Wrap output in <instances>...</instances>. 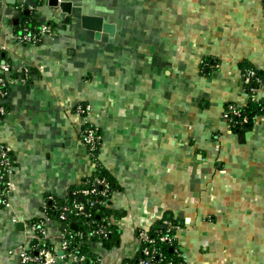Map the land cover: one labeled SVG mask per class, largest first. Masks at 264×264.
Instances as JSON below:
<instances>
[{
  "label": "crops",
  "instance_id": "1",
  "mask_svg": "<svg viewBox=\"0 0 264 264\" xmlns=\"http://www.w3.org/2000/svg\"><path fill=\"white\" fill-rule=\"evenodd\" d=\"M64 1L69 20L41 2L35 18L53 32L20 43L15 1L0 0V64L11 66L0 143L14 161L0 264H21L35 238L52 244L50 264H76L61 257L60 222L51 217L42 236L29 223L46 197L66 199L98 167L113 183L115 233L86 236L92 264L137 259V232L165 218L179 264H264V113L237 132L224 113L250 98L264 106V0ZM82 14L107 27H82ZM251 69L263 85L250 97ZM87 123L101 134L95 156L80 138Z\"/></svg>",
  "mask_w": 264,
  "mask_h": 264
},
{
  "label": "built area",
  "instance_id": "2",
  "mask_svg": "<svg viewBox=\"0 0 264 264\" xmlns=\"http://www.w3.org/2000/svg\"><path fill=\"white\" fill-rule=\"evenodd\" d=\"M40 2L46 3L47 0H39ZM19 6L23 7L25 0H18ZM26 3V2H25ZM16 9L17 6H16ZM54 30V26L48 21L41 22L39 27L36 31H31L27 27H22L18 34H16V40L20 43H31V42H37L42 38V36L51 34ZM11 71V66L7 62H3L0 64V98L4 97L7 94L8 91V77L6 74H8ZM22 74V80H24L27 77V69H23L21 71ZM251 76H253V71L248 72V77L246 82H250ZM259 81L261 83L260 79H257L256 82ZM260 87V86H259ZM258 87L251 88L252 91H255ZM261 109H264V106L261 107ZM3 110V108H0V112ZM76 111L80 113H89L90 107L88 105H78L76 107ZM225 117L228 122V125L230 124L235 125L236 122L238 124H242L244 122H247V116L243 114V112L235 105V104H228L225 108ZM238 120V121H236ZM80 138L82 142L90 147L95 148L97 144L99 143L101 136L99 134H96L93 128L87 127L83 130H80ZM10 148L0 143V207H5L8 205L9 200V175L12 171V159L9 154ZM89 181L84 182V185L87 184ZM76 192L81 193L82 196L87 197V205L89 207H93L96 204H102L97 196L101 195H108L109 194V182L105 177L95 178L93 182L89 183L88 186H83L82 188H79ZM74 208L76 209L77 214H84L85 216H88V213L83 211L84 205L80 202L73 203ZM49 211V204L48 200L45 198L41 204V213L42 216L39 217L38 221L40 223V226L38 227L36 223L30 222V229L34 236H39V233H41V236L43 235L44 227L46 225V221H48L51 217L48 215ZM54 219L57 222H64L66 225V219L63 211H60L56 214ZM89 224L92 225L90 228V231L88 232V236H107L110 232V222L108 219L106 222L103 223L98 222L94 219H90L88 221ZM162 227L164 230H155V235H151L148 232H145L143 230H139L137 232V236L140 240V253L141 256L137 258L135 262L127 263V264H172L171 262H164V254L162 250L156 245V243H168L172 244L174 240V231L176 229V223L173 220L170 219H163L162 220ZM68 228L67 226L64 228ZM62 229V230H64ZM74 235L81 236V232H77ZM70 241L66 238V235H63L61 240V246L63 253L61 257H66L71 259L76 264H83L86 262L87 258L85 254L83 253H77V245H74L70 247ZM32 247H28V249L23 250L20 254V263L21 264H27L29 262H34L35 264H50L53 262L52 257H50L49 252L45 247H41L39 249V252L34 255L32 254ZM176 264H179L177 262Z\"/></svg>",
  "mask_w": 264,
  "mask_h": 264
},
{
  "label": "trees",
  "instance_id": "3",
  "mask_svg": "<svg viewBox=\"0 0 264 264\" xmlns=\"http://www.w3.org/2000/svg\"><path fill=\"white\" fill-rule=\"evenodd\" d=\"M36 2V4L39 6L40 5V1L39 0H34ZM37 5L36 6H32L31 10L28 11V13H23L24 9H26V3L24 2V6L20 7L19 6V2L18 0H15V6H17V10L19 11L18 16H17V21L15 22V30L16 33L18 34L19 31L21 30L22 27H27L28 29H30L31 31H36L37 28L39 27V25L41 24L40 21H38L35 18V14L37 13ZM249 71H253V76H251V80L250 82L247 83V91L250 94V97L254 95V91L251 90V88H255L258 87L260 85H263L262 82V77L261 75L256 72L254 69L249 70ZM257 79L261 80V83L259 81L256 82ZM237 106V105H236ZM261 104L259 102L254 101L252 98H250L249 102L247 105L245 106H237L242 112L243 114H245L247 116V122L244 123H240L238 124V122L235 123V125L232 126V124H230V128L234 131H239L241 128H245L248 127L253 118L260 114V113H264V109H261ZM238 121V120H236ZM90 127L93 128L96 134H100V131L97 127H95L92 124H85L84 127L81 128V130ZM101 144V139L99 141V143L97 144V146L95 148H90L87 146L89 153L93 156H95L98 152V148ZM10 157L12 159V165L14 163L13 158H12V153L11 150L9 151ZM100 177H105L108 182H109V194L106 195H101V196H97V198L103 202L102 204H96L93 207H89L87 205V197L86 196H82L81 193L76 192L79 188H82L83 186H88L89 183L93 182V180L95 178H100ZM89 181L87 184L84 185V182ZM113 189V183L112 180L110 178V176L106 173V171L102 168V167H98L95 172L85 178L80 185H78L76 188L72 189L69 196L64 199V200H56L50 196L46 197V199L48 200V204H49V211H48V215L52 218H54L56 216V214L60 211L64 212L65 215V219H66V223L69 224L71 222H74L76 224V229L72 230L70 228H66L63 231L67 234L66 238L70 241V247L77 245V253H83L85 254L87 260L85 263L83 264H92L93 262L91 261V259L88 257V254L85 250V240H86V236L88 235V232L90 231V228L92 227L91 224L88 223V221L90 219H94L98 222L103 223L104 221L106 222V220L108 219V215H109V211L107 209V199L110 196L111 190ZM75 202H80L84 205V209L83 211H85L86 213H88V216H85L84 214H77L76 213V209L73 206V203ZM1 208V207H0ZM38 218H34L32 220H30V222L36 223V225L39 227L40 223L38 221ZM165 219H170L171 218H165ZM174 221V220H173ZM110 228V232L107 236H95L92 235L95 238H99L102 239L106 242H109V240L111 241L114 233H115V229L113 228V225L110 224L109 226ZM164 230V228L162 227V220L160 222H156L155 224L152 225V228L150 229V231L148 232L151 235H155V230ZM77 232H81V236L78 235H74ZM39 236H41V233H39ZM156 245L162 250L163 254H164V262H171L172 264H176L177 262H180V253L179 250L177 248H175V246H173V242L172 244H168V243H161L158 242L156 243ZM31 249H32V254L36 255L39 252V249L41 247H45L48 251H53V246L51 243L49 242H44V243H39L38 239H33L32 243H31ZM141 256L140 250H139V256ZM137 259L130 261L131 262H135Z\"/></svg>",
  "mask_w": 264,
  "mask_h": 264
},
{
  "label": "water",
  "instance_id": "4",
  "mask_svg": "<svg viewBox=\"0 0 264 264\" xmlns=\"http://www.w3.org/2000/svg\"><path fill=\"white\" fill-rule=\"evenodd\" d=\"M8 2H13L15 0H7ZM27 5H33L36 6V2L34 0H25ZM48 4L53 7H59L61 13L60 16L65 19L69 20L71 8H72V2L71 1H64V0H47ZM28 8L24 9L23 13H28ZM81 25L84 28L91 29L96 31L97 33L101 30H105L107 25L103 24L102 18L99 16H93L88 14H82L80 16ZM18 227H21L23 225V222H18L16 224ZM60 228L64 229L66 226L72 230L76 229V224L74 222L69 223L66 225L64 222L59 223ZM62 252H59V254ZM28 264H35L34 262H29Z\"/></svg>",
  "mask_w": 264,
  "mask_h": 264
},
{
  "label": "rangeland",
  "instance_id": "5",
  "mask_svg": "<svg viewBox=\"0 0 264 264\" xmlns=\"http://www.w3.org/2000/svg\"><path fill=\"white\" fill-rule=\"evenodd\" d=\"M40 6V5H39Z\"/></svg>",
  "mask_w": 264,
  "mask_h": 264
}]
</instances>
